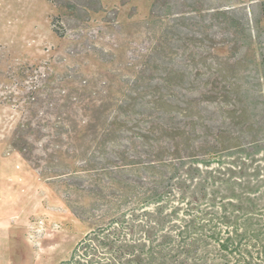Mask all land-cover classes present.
<instances>
[{
    "label": "trees",
    "instance_id": "1",
    "mask_svg": "<svg viewBox=\"0 0 264 264\" xmlns=\"http://www.w3.org/2000/svg\"><path fill=\"white\" fill-rule=\"evenodd\" d=\"M177 4L153 1L150 14L162 23L150 20V44L122 83L67 74L61 81L69 87L57 99L52 77L35 85L48 91L49 109L57 112L43 116V159L70 168L46 177L73 175L85 182L81 190L109 204L98 215L102 224L60 264H264V86L221 82L217 68L158 73L161 49L171 62L179 54L173 41L158 42L172 25L184 28L201 13L234 18L231 7L198 8L194 0L193 9L174 11ZM78 6L88 9L71 7ZM257 56L263 79L264 55ZM32 120L12 141L24 154Z\"/></svg>",
    "mask_w": 264,
    "mask_h": 264
},
{
    "label": "rangeland",
    "instance_id": "2",
    "mask_svg": "<svg viewBox=\"0 0 264 264\" xmlns=\"http://www.w3.org/2000/svg\"><path fill=\"white\" fill-rule=\"evenodd\" d=\"M153 1L0 0V215L14 211L13 221L32 216L25 233L13 230L11 235L15 264H60L97 223L102 224L98 215L109 206L104 195L91 196L81 190L85 182L73 175L46 177V173L70 168L61 161L55 165L49 157L43 159L47 139L43 116H56L57 112L49 109L48 91L37 92L35 85L52 77L53 98L57 99L69 87L61 81L67 74L90 82L122 83L127 70L138 63L143 47L150 44L154 31L150 20L156 26L162 23L160 17L150 14ZM174 1L178 3L174 11L194 8L189 5L194 0ZM197 1L198 8L231 7L234 18L201 13L195 20H186L184 28L172 25L170 35L161 34L158 42L173 41L179 54L171 62L161 49L158 73L181 67L195 72L217 68L221 82L249 81L264 86L256 69L257 55H264V0ZM72 4H86L88 9H75ZM55 22L64 37L55 32ZM165 58L168 62L163 63ZM77 67L83 69L82 74L75 73ZM118 73L123 75H115ZM29 118L34 125L25 131L24 154L12 141ZM243 127L248 131L247 125ZM31 143L35 145L32 154Z\"/></svg>",
    "mask_w": 264,
    "mask_h": 264
},
{
    "label": "crops",
    "instance_id": "3",
    "mask_svg": "<svg viewBox=\"0 0 264 264\" xmlns=\"http://www.w3.org/2000/svg\"><path fill=\"white\" fill-rule=\"evenodd\" d=\"M27 184L28 187L32 185L28 179ZM7 188L8 191H13V188H10V186ZM14 216V211L11 214L0 215V264H15L11 237L13 230H21L25 233L26 228H29L31 225L32 216L30 214L26 215L27 217L19 218L20 220L17 221H13Z\"/></svg>",
    "mask_w": 264,
    "mask_h": 264
}]
</instances>
